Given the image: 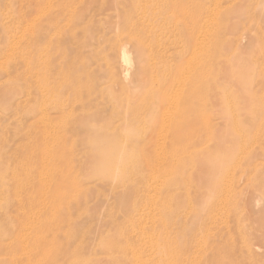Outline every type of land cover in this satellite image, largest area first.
Returning a JSON list of instances; mask_svg holds the SVG:
<instances>
[{
	"label": "rangeland",
	"instance_id": "1",
	"mask_svg": "<svg viewBox=\"0 0 264 264\" xmlns=\"http://www.w3.org/2000/svg\"><path fill=\"white\" fill-rule=\"evenodd\" d=\"M212 1L0 0V264H264V0Z\"/></svg>",
	"mask_w": 264,
	"mask_h": 264
},
{
	"label": "bare ground",
	"instance_id": "2",
	"mask_svg": "<svg viewBox=\"0 0 264 264\" xmlns=\"http://www.w3.org/2000/svg\"><path fill=\"white\" fill-rule=\"evenodd\" d=\"M192 1V0H191ZM212 1V0H211ZM216 1V0H215ZM214 1V2H215ZM218 1L219 0H217V3H218ZM149 2V1H148ZM213 2V1H212ZM144 3V2H143ZM202 4V3H201ZM214 5V4H213ZM137 8V7H136ZM138 9V8H137ZM209 12V11H208ZM197 15V14H196ZM205 15V14H204ZM145 19V18H144ZM196 19V18H195ZM203 19V18H202ZM206 22V21H205ZM171 24V23H170ZM144 25V24H143ZM202 25V24H201ZM203 27V26H202ZM209 28V27H208ZM199 29V28H198ZM196 31H197V29H196ZM209 31V30H208ZM133 33V32H132ZM136 33V32H135ZM200 33V32H199ZM198 33V34H199ZM120 35V34H119ZM200 35V34H199ZM51 36V35H50ZM204 36V35H203ZM209 36V35H208ZM174 37V36H173ZM138 39V38H137ZM194 39H195V37H194ZM200 39V38H199ZM202 39V38H201ZM189 40V39H188ZM196 40V39H195ZM151 41V40H150ZM205 41V40H204ZM208 41V40H207ZM210 41V40H209ZM198 43V42H197ZM194 44V43H193ZM124 45V44H123ZM146 45V44H145ZM211 46V45H210ZM125 47V46H124ZM124 47L122 46V60L127 64V65H129V58H128V53H131V52H128L127 54H126V50L124 49ZM201 47V46H200ZM126 48V47H125ZM183 48V47H182ZM205 48V47H204ZM139 49H140V47H137V52H139ZM149 49V48H148ZM192 51H194V50H192ZM197 51V50H196ZM152 52V51H151ZM199 52V51H198ZM161 53V52H160ZM192 53V52H191ZM181 54V53H180ZM128 55V56H127ZM194 55V54H193ZM150 57V56H149ZM159 57V56H158ZM48 59V58H47ZM197 59V58H196ZM120 60V59H119ZM153 60V59H152ZM186 60H188V59H186ZM123 62V63H124ZM130 62H131V60H130ZM122 63V62H121ZM152 63V62H151ZM164 63V62H163ZM189 63V62H188ZM125 65V64H124ZM126 65V68H124V70H123V75H124V80H130V81H132V83H135L136 85H138V84H140L142 81H143V72H144V66L143 65H141L140 64V58H137V61H136V64H135V66H133V65H130V66H127ZM165 65V64H164ZM190 66V65H189ZM193 66V65H192ZM182 67V66H181ZM122 68V67H121ZM183 68V67H182ZM184 69V68H183ZM188 69V68H187ZM131 71H132V73H131ZM184 71H186V70H184ZM187 72V71H186ZM177 73V72H176ZM163 74V73H162ZM123 75H121V76H123ZM113 77V76H112ZM154 77V76H153ZM166 77V76H165ZM179 77V76H178ZM177 77V78H178ZM36 78V77H35ZM37 80V79H36ZM173 84V83H172ZM177 86V85H176ZM181 86V85H180ZM179 86V87H180ZM44 89V88H43ZM172 89V88H171ZM174 89H176L175 88V86H174ZM224 89H225V87H224ZM173 90V89H172ZM171 90V91H172ZM178 90V89H177ZM225 91V90H224ZM223 91V92H224ZM173 92V91H172ZM175 92V91H174ZM226 92V91H225ZM178 93V92H177ZM170 94V93H169ZM171 95V94H170ZM174 95V94H173ZM179 95V94H178ZM50 96H51V94H50ZM176 96H177V94H176ZM171 100H172V98H171ZM172 102V101H171ZM188 103V104H187ZM187 103H186V105L183 107H181V111H186V112H188V109H189V107H191V105H190V103L188 102V98H187ZM172 105V104H171ZM42 107V106H41ZM226 107V106H225ZM166 109V108H165ZM170 109V108H169ZM202 109V108H201ZM171 111V110H170ZM165 114V113H164ZM167 115V114H166ZM169 115V114H168ZM184 115V114H183ZM207 116V115H206ZM235 116V115H234ZM167 117V116H166ZM169 118V117H168ZM181 118L182 119H188L187 120V122H188V127H190L191 126V124H192V119H191V117H190V120H189V118L187 117V115H184V116H181ZM204 118V117H203ZM233 118V117H232ZM231 118V119H232ZM58 121V120H57ZM165 124V123H164ZM186 124V123H185ZM169 128H170V126H169V124L167 125ZM234 126V125H233ZM232 126V127H233ZM124 128H125V126H124ZM204 129V128H203ZM234 129V128H233ZM79 130V132L80 133H86L85 131L83 132L82 131V128L81 129H78ZM125 130V129H124ZM163 130V129H162ZM170 130H171V134H172V138L173 139H176V137L177 136H181L182 135V133L184 132V128H183V125H182V123H181V121L180 122H178L177 120H175L174 121V123L172 124V126H171V128H170ZM160 131V130H159ZM55 132V131H54ZM126 132V130L124 131V133ZM235 132V131H234ZM167 133V132H166ZM209 133V132H208ZM162 134V133H161ZM160 135V134H159ZM162 136V135H161ZM158 137V136H157ZM142 138V137H141ZM241 138V137H240ZM242 139V138H241ZM246 139V138H245ZM138 140H139V138H138ZM124 142V141H123ZM135 142H137V141H135ZM190 142V141H189ZM94 146H96V148H98V149H107V150H113V149H116V150H124V148L125 147H122L121 146V148H119L118 147V145H114V144H112V145H110L109 143L110 142H108V141H105V140H98V141H94ZM193 143V142H192ZM189 144V143H188ZM241 146V145H240ZM156 147V146H155ZM239 156V155H238ZM47 157V156H46ZM237 157V156H236ZM46 161V160H45ZM126 161V160H125ZM123 162H124V160H123ZM234 162V161H233ZM155 163V162H154ZM174 167V166H173ZM231 167V166H230ZM171 168V167H170ZM65 170V169H64ZM118 170V169H117ZM165 171V170H164ZM168 171V170H167ZM40 180V179H39ZM60 182V181H59ZM56 184H57V182H56ZM45 186V185H44ZM227 188V187H226ZM148 206V205H147ZM227 206V205H226ZM150 209V208H149ZM226 212V211H225ZM151 213V212H150ZM145 214V213H144ZM143 215V214H142ZM136 216V215H135ZM138 216V215H137ZM35 217V216H34ZM225 217V216H224ZM213 218V217H212ZM33 219V218H32ZM137 224V223H136ZM134 226V225H133ZM238 227H239V225H238ZM167 230V229H166ZM144 232V231H143ZM156 233V232H155ZM239 233V232H238ZM143 234V233H142ZM149 234V233H148ZM147 236V235H146ZM145 236V237H146ZM154 236H156V235H154ZM244 236V235H243ZM148 237V236H147ZM151 239V238H150ZM153 241H154V239H152ZM204 243V242H203ZM150 244V243H149ZM165 245V244H164ZM114 246V245H113ZM123 246V245H122ZM126 246V245H125ZM160 247V246H159ZM248 247V246H247ZM26 248V247H25ZM107 248H108V246H107ZM260 250V249H259ZM129 251V250H128ZM138 251V250H137ZM162 253V252H161ZM138 254V253H137ZM136 254V255H137ZM173 254V253H172ZM134 255V254H133ZM152 255V254H151ZM162 255V254H161ZM139 256V255H138Z\"/></svg>",
	"mask_w": 264,
	"mask_h": 264
}]
</instances>
